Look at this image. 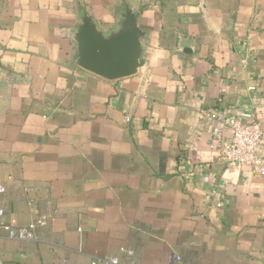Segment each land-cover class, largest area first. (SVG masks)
Wrapping results in <instances>:
<instances>
[{"label":"crops","instance_id":"obj_1","mask_svg":"<svg viewBox=\"0 0 264 264\" xmlns=\"http://www.w3.org/2000/svg\"><path fill=\"white\" fill-rule=\"evenodd\" d=\"M122 1L0 0V220L35 237L0 230L1 263L264 264V175L219 158L264 122V0L127 2L146 64L110 81L72 35Z\"/></svg>","mask_w":264,"mask_h":264},{"label":"water","instance_id":"obj_2","mask_svg":"<svg viewBox=\"0 0 264 264\" xmlns=\"http://www.w3.org/2000/svg\"><path fill=\"white\" fill-rule=\"evenodd\" d=\"M118 15L114 28L104 31L84 4L72 35L75 64L110 81L135 75L146 64L143 57L146 32L137 13L123 0ZM183 51L190 49L185 47Z\"/></svg>","mask_w":264,"mask_h":264},{"label":"built area","instance_id":"obj_3","mask_svg":"<svg viewBox=\"0 0 264 264\" xmlns=\"http://www.w3.org/2000/svg\"><path fill=\"white\" fill-rule=\"evenodd\" d=\"M228 127L231 131V137L227 144L219 148V158L228 165L243 166L250 169L253 174L264 175V122L257 119H250L246 123H242L238 118H230ZM0 192H3V187L0 186ZM216 192L213 191V194ZM214 206L219 208V201L214 203ZM3 210L0 209V216L3 215ZM45 225V219L39 218L34 224ZM0 230L6 232L7 237L13 240H24L27 236L28 229L15 230L8 224L0 220ZM100 261V260H99ZM106 262L105 260H101ZM116 263L115 260H107ZM97 263L98 261H94ZM0 264L1 261H0Z\"/></svg>","mask_w":264,"mask_h":264},{"label":"rangeland","instance_id":"obj_4","mask_svg":"<svg viewBox=\"0 0 264 264\" xmlns=\"http://www.w3.org/2000/svg\"><path fill=\"white\" fill-rule=\"evenodd\" d=\"M85 2H87V0H84ZM162 0H127L128 3H130L131 5H135L137 8L141 9V8H144V6H147V5H153L155 3H160ZM89 2V0H88ZM102 2V1H101ZM67 6H71L73 8H75V10L77 11V9L79 8V6L82 4L81 2H76V5H72V2H64ZM120 3V0H109V5H103L105 6L104 8L106 10H108V12L112 15L115 16V13H116V8L117 6L119 5ZM165 4L167 3L166 0L164 2ZM90 5V3H89ZM76 6V7H75ZM97 6H101L100 2L97 4ZM90 7H93L90 6ZM4 191V190H3ZM32 229H29L28 232H27V236L24 240H17V241H33L35 239L34 237V234L32 233L31 231ZM13 240V239H12ZM16 240V239H15ZM115 260L116 263L115 264H119L118 263V260L116 258H109L108 260ZM106 262H103L104 264H113L112 262L110 263V261H107L105 260ZM91 264H97L95 262H91Z\"/></svg>","mask_w":264,"mask_h":264},{"label":"trees","instance_id":"obj_5","mask_svg":"<svg viewBox=\"0 0 264 264\" xmlns=\"http://www.w3.org/2000/svg\"><path fill=\"white\" fill-rule=\"evenodd\" d=\"M32 233H33V231H32Z\"/></svg>","mask_w":264,"mask_h":264}]
</instances>
